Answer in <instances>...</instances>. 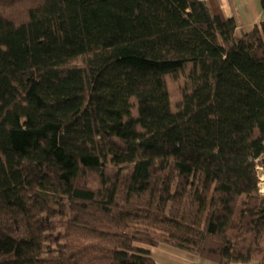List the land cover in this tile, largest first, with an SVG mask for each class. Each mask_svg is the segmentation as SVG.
Returning a JSON list of instances; mask_svg holds the SVG:
<instances>
[{
	"label": "trees",
	"instance_id": "16d2710c",
	"mask_svg": "<svg viewBox=\"0 0 264 264\" xmlns=\"http://www.w3.org/2000/svg\"><path fill=\"white\" fill-rule=\"evenodd\" d=\"M264 10V0H262ZM264 21L205 0H0V264H264Z\"/></svg>",
	"mask_w": 264,
	"mask_h": 264
},
{
	"label": "crops",
	"instance_id": "0c3cea01",
	"mask_svg": "<svg viewBox=\"0 0 264 264\" xmlns=\"http://www.w3.org/2000/svg\"><path fill=\"white\" fill-rule=\"evenodd\" d=\"M214 14L233 18L239 33L249 32L264 21L262 0H205ZM156 264H217L192 251L153 240L144 245ZM236 264V263H232ZM238 264V263H237Z\"/></svg>",
	"mask_w": 264,
	"mask_h": 264
},
{
	"label": "rangeland",
	"instance_id": "374dc122",
	"mask_svg": "<svg viewBox=\"0 0 264 264\" xmlns=\"http://www.w3.org/2000/svg\"><path fill=\"white\" fill-rule=\"evenodd\" d=\"M262 176V174H260V177ZM259 188H260V190L261 189H263V194H264V181L263 180H260L259 179ZM141 243H139V246H143L144 247V245H140ZM250 264H257V263H250Z\"/></svg>",
	"mask_w": 264,
	"mask_h": 264
},
{
	"label": "built area",
	"instance_id": "2783aa9c",
	"mask_svg": "<svg viewBox=\"0 0 264 264\" xmlns=\"http://www.w3.org/2000/svg\"><path fill=\"white\" fill-rule=\"evenodd\" d=\"M257 168H258L259 175L262 174L261 177L259 176V179L264 181V174H263L262 167L261 166H257ZM261 192L263 193L262 189H261Z\"/></svg>",
	"mask_w": 264,
	"mask_h": 264
},
{
	"label": "bare ground",
	"instance_id": "6f19581e",
	"mask_svg": "<svg viewBox=\"0 0 264 264\" xmlns=\"http://www.w3.org/2000/svg\"><path fill=\"white\" fill-rule=\"evenodd\" d=\"M262 191H263V189H262Z\"/></svg>",
	"mask_w": 264,
	"mask_h": 264
}]
</instances>
